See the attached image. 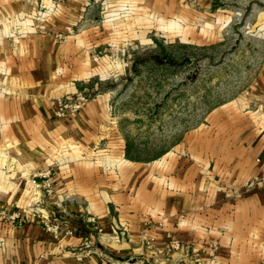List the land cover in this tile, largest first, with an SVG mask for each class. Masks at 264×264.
Listing matches in <instances>:
<instances>
[{
	"label": "crops",
	"instance_id": "1",
	"mask_svg": "<svg viewBox=\"0 0 264 264\" xmlns=\"http://www.w3.org/2000/svg\"><path fill=\"white\" fill-rule=\"evenodd\" d=\"M80 2L0 0V209L21 218L0 220V264H264V188L233 196L264 177V62L246 97L160 157L134 160L109 92L55 117L58 98L120 74L100 67L118 53L92 56L115 42L100 33L109 24L78 29ZM47 168L50 197L31 182ZM45 216L73 234L55 238Z\"/></svg>",
	"mask_w": 264,
	"mask_h": 264
},
{
	"label": "rangeland",
	"instance_id": "2",
	"mask_svg": "<svg viewBox=\"0 0 264 264\" xmlns=\"http://www.w3.org/2000/svg\"><path fill=\"white\" fill-rule=\"evenodd\" d=\"M49 1L53 7L67 2ZM79 5V30L110 26L100 33L115 44L97 45L91 54L99 61L104 53H118L120 61H100V67L118 68L120 74L107 77L91 95L109 92L108 112L117 118L134 160L160 157L206 123L215 107L246 97L264 62V0H81ZM191 251L197 257L203 250Z\"/></svg>",
	"mask_w": 264,
	"mask_h": 264
},
{
	"label": "built area",
	"instance_id": "3",
	"mask_svg": "<svg viewBox=\"0 0 264 264\" xmlns=\"http://www.w3.org/2000/svg\"><path fill=\"white\" fill-rule=\"evenodd\" d=\"M92 98L91 91L87 89H83L77 91L73 95H67L60 97L56 100V108H55V117L64 118V117H73L77 114V112ZM32 184L42 191L46 196H52L54 194V186H53V177L51 168H47L46 170L36 173L34 177L31 179ZM245 189H255V188H264V177H257L255 179L247 180L243 183ZM88 219H93L92 217H88ZM0 220H12L16 222V220L21 222V218L18 213H7L6 210L0 209ZM40 224L46 231H49L53 234L55 238H59L61 235H72L73 230L69 227H62L61 222L56 220V217L45 216L41 219ZM216 249L214 246L210 250V254ZM78 257L80 255L77 254Z\"/></svg>",
	"mask_w": 264,
	"mask_h": 264
},
{
	"label": "trees",
	"instance_id": "4",
	"mask_svg": "<svg viewBox=\"0 0 264 264\" xmlns=\"http://www.w3.org/2000/svg\"><path fill=\"white\" fill-rule=\"evenodd\" d=\"M130 158V157H129ZM131 159H133L132 157H131Z\"/></svg>",
	"mask_w": 264,
	"mask_h": 264
}]
</instances>
